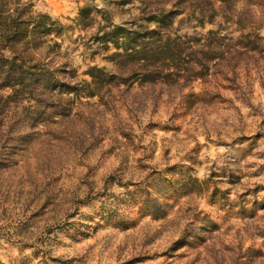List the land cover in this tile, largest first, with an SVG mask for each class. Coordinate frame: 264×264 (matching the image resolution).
<instances>
[{"label": "rangeland", "instance_id": "rangeland-1", "mask_svg": "<svg viewBox=\"0 0 264 264\" xmlns=\"http://www.w3.org/2000/svg\"><path fill=\"white\" fill-rule=\"evenodd\" d=\"M25 1L65 28L51 66L67 61L88 81L91 66L113 69L106 59L112 50L98 38L112 25L146 24L144 10L158 1L167 10L180 2L186 8L173 36L213 30L235 40L254 32L260 40L219 85L195 81L199 99L191 107L163 101L139 111L130 99L112 111L97 96L83 97L90 127L80 133L90 141L80 152L35 144L0 176V264H264V0L238 2L232 20L219 8L215 23L203 26L182 22L197 0ZM82 8L88 20L78 25ZM30 60L49 58L35 51ZM44 154H51L46 168ZM75 192L78 210L56 224L47 220L53 198Z\"/></svg>", "mask_w": 264, "mask_h": 264}, {"label": "trees", "instance_id": "trees-1", "mask_svg": "<svg viewBox=\"0 0 264 264\" xmlns=\"http://www.w3.org/2000/svg\"><path fill=\"white\" fill-rule=\"evenodd\" d=\"M197 1L182 22L215 23L219 8L228 10L231 14L224 16L232 20L233 9L243 0ZM218 2L222 3L219 7ZM166 5L158 1L155 8L145 9L142 19L146 24L136 28L112 25V30L104 32L98 41L107 54L112 50L106 59L113 69L91 66L84 73L91 77L88 81L79 79L78 70L67 61L61 67L51 66L61 57L58 39L65 33L63 25L25 0H0V176L18 167L15 156L27 154L35 144L51 149L63 145L80 152V146L90 141L80 133V128L90 127L79 106L83 97L97 96L99 104L112 111L125 108L130 99L139 111H154L163 101L175 106L185 100L191 107L196 103L192 98L199 99L192 93L195 81L219 85L226 79V68L236 69L239 59L256 50L260 37L254 32L250 38L236 40L213 30L207 35L173 36V24L186 8L181 2L174 10H167ZM87 15V8H82L78 25L88 20ZM151 23L156 27L151 28ZM35 51L43 52L49 60H30ZM135 85L136 91L132 89ZM163 93H167L165 100ZM211 93L206 88L202 97ZM5 152L11 157L5 158ZM50 155L41 157L43 168ZM85 185L94 190L93 185ZM79 195L75 192L58 201L53 198L47 220L55 224L61 217L68 220L71 211L81 205ZM62 207L67 208L66 214Z\"/></svg>", "mask_w": 264, "mask_h": 264}]
</instances>
